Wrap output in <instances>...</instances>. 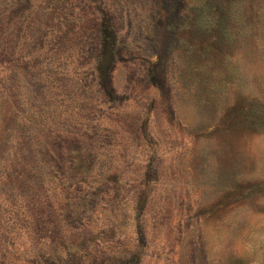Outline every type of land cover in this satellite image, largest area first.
Masks as SVG:
<instances>
[{"label":"rangeland","instance_id":"374dc122","mask_svg":"<svg viewBox=\"0 0 264 264\" xmlns=\"http://www.w3.org/2000/svg\"><path fill=\"white\" fill-rule=\"evenodd\" d=\"M0 264H264V0H0Z\"/></svg>","mask_w":264,"mask_h":264}]
</instances>
